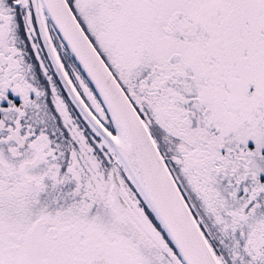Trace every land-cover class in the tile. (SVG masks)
<instances>
[{
	"label": "snow or ice",
	"instance_id": "snow-or-ice-1",
	"mask_svg": "<svg viewBox=\"0 0 264 264\" xmlns=\"http://www.w3.org/2000/svg\"><path fill=\"white\" fill-rule=\"evenodd\" d=\"M0 264H264V0H0Z\"/></svg>",
	"mask_w": 264,
	"mask_h": 264
}]
</instances>
